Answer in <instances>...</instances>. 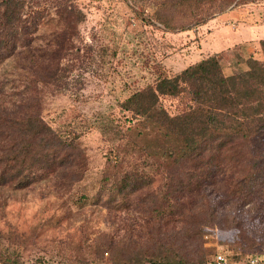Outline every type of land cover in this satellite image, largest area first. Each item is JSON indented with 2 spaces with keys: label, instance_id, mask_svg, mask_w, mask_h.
<instances>
[{
  "label": "trees",
  "instance_id": "16d2710c",
  "mask_svg": "<svg viewBox=\"0 0 264 264\" xmlns=\"http://www.w3.org/2000/svg\"><path fill=\"white\" fill-rule=\"evenodd\" d=\"M39 1L0 0V187L19 190L54 177L58 191L67 194L85 178L88 158L80 135L54 127L43 116L37 84L48 83L55 69L46 66L40 77L39 59L52 58L53 51L47 56L36 44L45 18ZM249 1L254 0H161L149 17L167 30L183 31ZM70 9L67 18L83 19ZM259 44L264 56V38ZM6 64L26 75L19 78L21 87L11 86L3 72ZM152 96L185 98L187 103L176 113L163 105L154 112ZM121 106L130 113L131 129L141 127L149 136L142 143L127 138L126 154L111 160L94 200L111 207L118 199L145 193L134 209L148 239L134 244L126 238L107 240L100 252L111 253V264H206V226L240 222L216 201L213 181L225 174L231 196L240 195L244 203L264 196V58L251 59L248 69L234 74L223 72L219 54L172 76L161 71L149 91H135ZM121 163L127 168L120 172ZM157 174L162 183L155 190ZM2 208L0 200V217ZM171 215L178 227L169 222ZM19 238L0 234V264H26L12 246ZM5 239L8 247L2 249ZM150 246L151 256L138 252ZM60 255L49 264H99L98 256L90 261L63 251ZM250 255L256 254L245 258Z\"/></svg>",
  "mask_w": 264,
  "mask_h": 264
},
{
  "label": "rangeland",
  "instance_id": "374dc122",
  "mask_svg": "<svg viewBox=\"0 0 264 264\" xmlns=\"http://www.w3.org/2000/svg\"><path fill=\"white\" fill-rule=\"evenodd\" d=\"M159 1L38 2L45 18L36 44L47 56L53 51L52 58L39 59L40 77L46 74V66L55 69L48 83L37 84L43 116L54 127L80 135L78 141L88 161L85 178L67 194L58 191L54 177L19 190L0 187V234L20 237L12 246L21 252L26 264H49L57 261L62 251L90 261L98 256L99 264H111V253L100 252L107 240L126 238L130 244L147 240L140 226L142 216L134 209L145 193L129 195L125 201L118 199L111 207L94 200L111 160L116 154L121 159L126 154L127 138L142 143L149 136L141 127L131 129L133 122L130 113L122 109V102L137 90L149 91L161 71L172 76L212 54L220 55L225 74L248 69L251 59L263 60L259 42L264 38V0L231 7L183 31L150 22ZM71 7L81 12L82 20L67 18ZM4 68L7 79H12L11 86L21 87L19 78L26 75L22 71L15 74L9 64ZM151 99L154 112L163 105L176 113L187 103L179 97ZM126 168L127 163H121L118 169L121 172ZM213 182L218 204L240 222L232 227L206 226L202 248L205 262L218 252L227 254L229 264H246L245 256L251 253L264 258V196L257 194V198L244 203L240 195L231 196L225 174ZM160 183L162 178L157 174L153 188L156 190ZM168 219L180 225L177 217ZM6 247L5 239L1 248ZM151 248L138 252L149 257Z\"/></svg>",
  "mask_w": 264,
  "mask_h": 264
},
{
  "label": "built area",
  "instance_id": "2783aa9c",
  "mask_svg": "<svg viewBox=\"0 0 264 264\" xmlns=\"http://www.w3.org/2000/svg\"><path fill=\"white\" fill-rule=\"evenodd\" d=\"M246 264H264V258L258 255H250L245 258ZM206 264H229L228 256L224 252H218L207 260Z\"/></svg>",
  "mask_w": 264,
  "mask_h": 264
}]
</instances>
